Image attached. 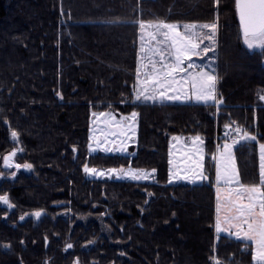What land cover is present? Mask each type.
Returning <instances> with one entry per match:
<instances>
[{"label":"trees","instance_id":"16d2710c","mask_svg":"<svg viewBox=\"0 0 264 264\" xmlns=\"http://www.w3.org/2000/svg\"><path fill=\"white\" fill-rule=\"evenodd\" d=\"M214 20L219 110L133 104L140 23ZM260 95L264 48L244 46L235 0H0V195L15 205L0 204V264H256L252 244L216 234L212 157L229 121L264 142ZM133 111L138 135L132 154L90 155L93 112ZM193 135L205 141L208 179L169 185L172 137ZM14 150L13 162L32 169L4 167L2 157ZM234 158L241 183L257 182L255 142L237 145ZM85 164L155 169V179L90 180ZM36 211L43 214L39 224L26 219Z\"/></svg>","mask_w":264,"mask_h":264},{"label":"snow or ice","instance_id":"6c2138e0","mask_svg":"<svg viewBox=\"0 0 264 264\" xmlns=\"http://www.w3.org/2000/svg\"><path fill=\"white\" fill-rule=\"evenodd\" d=\"M218 3L219 0H214V4L218 5ZM235 3L239 12V24L244 43L249 49L254 47L264 48V0H235ZM145 26L143 22L139 25L140 28ZM147 26L155 29L150 34V40L155 41L157 46L150 47L146 51L144 45L141 44L140 60H146L147 63H140L136 68L133 86L134 100L132 103L194 99L198 103L214 106L219 110V106L224 101L217 89L216 59L214 55L210 56V54H215L217 50L218 23L214 20L212 23H204L199 26L192 23L184 24L182 26L183 31L178 23L164 21ZM141 40H143L142 35ZM148 52L151 55H148ZM194 58L199 59L203 63H195ZM178 84H188L191 95L183 92L181 88L174 87V85ZM57 94L59 95V93ZM259 98L264 100V95H260ZM92 115L94 117L97 115L106 117L107 122L115 123L119 126L121 122H134L138 113L133 111L130 116L121 117L120 121H117L111 112H93ZM223 127L225 129V140L222 145H217V153L222 163L221 167L216 171L215 178L217 184L223 183L229 187L226 189L227 196L223 200L227 211L223 217L218 215L215 231L217 234L227 232L242 241L255 242L256 249L253 254V260L256 264H264V142H261L249 128L238 124L234 120L225 123ZM129 128L134 132L133 125L129 124ZM119 134H125L123 129ZM112 135H117V133H112ZM11 137L15 141L18 133L12 131ZM92 139L95 140V137ZM172 139L178 140L179 137L174 136ZM189 139L195 154L200 155V159H203L201 154L204 150L205 141L200 135H193ZM244 142H255L258 146L259 179L252 184L241 183L233 156V149ZM103 143L107 145L110 141L106 138ZM111 143L114 144V141ZM99 144L100 142L97 141V146ZM112 150L113 148L111 147L103 148L105 152ZM115 150L127 151L125 141L122 140ZM18 151H23V149ZM73 151L75 152L76 149L73 148ZM16 156L17 150L3 156L4 167L7 169H32L33 166L30 163H24L23 165L14 163L13 158ZM212 159H217V156L214 155ZM197 168H201V165L197 164ZM83 170L88 175H104L103 172H98L96 168L89 167L87 164L84 165ZM108 171L117 173L118 170L109 169ZM155 171V169H152L151 173L143 170L125 172L124 169H120L119 173L133 180H148ZM11 175L15 176V172ZM207 179L208 177L204 175L201 168L200 171L189 170L186 175L174 172L169 177V183H173L174 180H180L195 184ZM219 192L220 188H217L218 201ZM152 195V193H148V196ZM0 204L6 205L8 209L15 207V205L10 203L7 195H0ZM220 210L221 203L218 202L217 212L219 213ZM33 215L39 218L42 213L41 211H36ZM24 219L25 216L22 215L20 220L23 221ZM45 240L47 241V238ZM71 247V244L67 245V248L70 249ZM123 254L121 253V255ZM76 264H79V262L77 261Z\"/></svg>","mask_w":264,"mask_h":264},{"label":"rangeland","instance_id":"374dc122","mask_svg":"<svg viewBox=\"0 0 264 264\" xmlns=\"http://www.w3.org/2000/svg\"><path fill=\"white\" fill-rule=\"evenodd\" d=\"M146 26L144 28H141L140 31V40H139V44H140V49H141V44L144 45L145 50L147 51L148 48L150 47H156L157 44L155 41H151L150 40V34L152 32H154V28L152 27H148L147 24H145ZM154 25V24H153ZM202 25V24H201ZM199 26V25H197ZM181 30L183 31V27L181 26ZM207 31V30H204ZM141 35L143 36V40H141ZM205 43H207V41H205ZM243 44L244 46L249 49L246 44L244 43L243 40ZM217 49V48H216ZM263 48L261 47H254L252 49H249L250 51H259ZM217 52V50H216ZM148 55H151L150 52H148ZM214 55V58L216 59V53L215 54H210V56ZM140 56H141V51H140ZM195 63L197 64H201L203 63L202 61H200L199 59L194 58ZM140 63H147L146 60L141 61ZM190 71H195V70H190ZM143 79V78H141ZM179 79V77H178ZM174 87L177 88H181L183 92L187 93L188 95H191V91L189 89L188 84H178V85H174ZM145 103V102H143ZM147 103H151V104H167V103H179V104H192V103H198L196 102L194 99L192 100H181V101H164V102H147ZM113 116L116 117L117 121L121 120V117H126V116H120L117 114L112 113ZM138 117V116H137ZM137 117L135 119V121H129L127 123L121 122V124L118 126L115 123H110L107 122L106 117H100V116H91V124H90V143L89 145H91V147H89V153L90 155H96V154H104V155H121V156H125V155H131V149L132 147L136 144V140H137V135H138V122H137ZM129 124L134 126V132L131 128H129ZM123 129V132L125 133L124 135H120L119 133L121 132V130ZM112 133H117V135H112ZM95 137V140H93L92 138ZM108 139L110 141L109 144L105 145L103 143V141L105 139ZM125 141V146L127 148V151H116L115 148L118 147L121 143V141ZM97 141L100 142L99 146H97ZM112 141H114V144L111 143ZM187 141V143H186ZM190 139L189 138H185V137H179L178 140H171L170 143V173L171 175L175 172V173H179L180 175H186L189 173V170H196V171H200L201 168L203 170L204 173V158H205V151L203 150V153L201 154L203 156V159H200V155L195 154L194 149L192 150V153H190L191 155V160H190V169H184L181 167V162L183 161V154L185 151H191L192 144H189ZM231 142V141H229ZM188 146H190L188 148ZM104 147H111L113 148L112 151H108L105 152L103 151ZM203 149H204V145H203ZM234 152V149H233ZM234 156V154H233ZM235 159V158H234ZM221 160L219 162V167H221ZM197 164L201 165V168H197ZM236 166V163H235ZM237 168V167H236ZM129 170L131 171H136L134 169H124L125 172H128ZM98 172H103L104 175L100 176V175H88L86 174L87 179L90 180H112V181H120V182H134V183H153L154 179H155V173L152 174L150 176V178L148 180H133L128 176H123L119 173V170L117 171V173H111L109 171L106 170H97ZM149 173H151V171H147ZM205 182L204 181H199L195 184H192L188 181H180V180H174L173 183H170L171 185H177L180 183H189L191 185H201ZM222 184H217L216 182V192H217V188H220V192H219V202L221 203V210L220 211H224V215H225V211H227L226 209V205L223 203L224 198L227 196V191L225 189V187H222ZM220 216V213H218ZM223 215V216H224ZM87 220V219H86ZM84 220H79V223H83L86 221Z\"/></svg>","mask_w":264,"mask_h":264},{"label":"crops","instance_id":"0c3cea01","mask_svg":"<svg viewBox=\"0 0 264 264\" xmlns=\"http://www.w3.org/2000/svg\"><path fill=\"white\" fill-rule=\"evenodd\" d=\"M192 104H203V103H192ZM189 144H191V142H189ZM136 145V144H135ZM134 145V146H135ZM133 146V147H134ZM132 147V148H133ZM190 146H188V148H189ZM191 148V147H190ZM132 150V149H131ZM192 150H193V148L191 149V151H185L184 152V154L182 155L183 157V161L181 162L182 164H181V167L182 168H184V169H190V160H191V155H190V153H192ZM204 151H205V149H204ZM169 154H170V152H169ZM233 154H234V152H233ZM215 156H217V159H215L214 160V163H215V177H216V171H217V169L219 168V162H220V158H219V156H218V153H217V150H216V153H215ZM204 160H205V158H204ZM171 176V173H170V169H169V177ZM168 184L169 185H171L170 183H169V179H168ZM185 184H189V183H185ZM215 184H216V178H215ZM222 187H225V189H227L229 186H227V185H224V184H222ZM219 201H218V194H217V192H216V219H215V224H216V220H217V217H218V212H217V203H218ZM226 212V211H225ZM220 213V217H223V215H224V211H220L219 212ZM217 234V233H216ZM218 235H224V236H227V237H229V238H231V239H233V240H236V241H241V242H244V243H249V244H252L253 246H254V252H255V249H256V245H255V242H253V241H242V240H239V239H236L234 236H232V235H229L227 232H224V233H221V234H218ZM256 263V262H255Z\"/></svg>","mask_w":264,"mask_h":264},{"label":"water","instance_id":"95a60500","mask_svg":"<svg viewBox=\"0 0 264 264\" xmlns=\"http://www.w3.org/2000/svg\"><path fill=\"white\" fill-rule=\"evenodd\" d=\"M236 8H237V7H236ZM237 15H238V19H239L238 8H237ZM28 218H34V219H36V221H41L42 218H43V214H42L39 218H37V217H35V216H28V217H26V219H28ZM48 247H49V244H47V249H48Z\"/></svg>","mask_w":264,"mask_h":264},{"label":"flooded vegetation","instance_id":"af4514ba","mask_svg":"<svg viewBox=\"0 0 264 264\" xmlns=\"http://www.w3.org/2000/svg\"><path fill=\"white\" fill-rule=\"evenodd\" d=\"M35 221H36V219H35ZM36 223H37V224H39V223H40V221H36ZM2 249H3L5 252H7V251H8V248H6V247H3Z\"/></svg>","mask_w":264,"mask_h":264},{"label":"built area","instance_id":"2783aa9c","mask_svg":"<svg viewBox=\"0 0 264 264\" xmlns=\"http://www.w3.org/2000/svg\"><path fill=\"white\" fill-rule=\"evenodd\" d=\"M233 135H234V133H233Z\"/></svg>","mask_w":264,"mask_h":264}]
</instances>
